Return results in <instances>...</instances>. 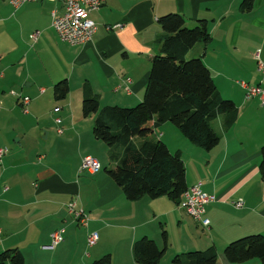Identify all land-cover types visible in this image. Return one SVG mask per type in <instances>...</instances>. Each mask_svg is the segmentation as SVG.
<instances>
[{"label": "crops", "instance_id": "crops-1", "mask_svg": "<svg viewBox=\"0 0 264 264\" xmlns=\"http://www.w3.org/2000/svg\"><path fill=\"white\" fill-rule=\"evenodd\" d=\"M263 2L258 0L257 5ZM54 10L62 15L65 2L38 0L16 8L11 0H0V148L9 149L0 161V253L20 248L25 264H47V257L57 255L64 263L89 264L107 253L113 264H138L133 243L149 236L163 247L166 228L164 258L215 246L217 264H262L258 258L232 263L224 254L232 240L264 234L260 172L264 104L260 96L234 99L238 118L231 127L226 126L227 113L212 121L220 141L210 151L177 133L181 145L170 143L168 130H177L169 121L153 133L171 151H181L188 186L201 182L206 192L216 196L206 207L208 227L168 196L128 199L107 172L109 148L93 131L97 114L85 117L82 110L87 82L100 96L101 108L131 107L143 100L151 57L160 52L159 39L164 35L159 17L169 12L183 14L189 27L199 19L208 21L212 41L198 42L187 57H202L210 67L206 59L219 32L229 51L245 52L244 61L256 62L250 67L259 74L250 76L253 83L264 86L254 56L258 48L264 60V38L258 47L248 30L242 35L241 0H105L90 14L96 32L78 44L60 37L52 25ZM62 79H68L70 93L60 101L51 88ZM26 95L31 97L27 105L23 102ZM57 117L62 118L60 124ZM59 126L64 128L62 134ZM89 155L100 161L97 171L81 168ZM239 198L244 200L242 207L235 205ZM71 201L89 214L87 227L70 213ZM170 226L179 231L178 242ZM61 227L65 228L64 241L45 248ZM92 231L98 232L99 240L89 246Z\"/></svg>", "mask_w": 264, "mask_h": 264}, {"label": "trees", "instance_id": "trees-1", "mask_svg": "<svg viewBox=\"0 0 264 264\" xmlns=\"http://www.w3.org/2000/svg\"><path fill=\"white\" fill-rule=\"evenodd\" d=\"M256 0H242L243 13L253 11ZM164 35L159 39L160 52L151 57V72L144 98L135 106L107 105L100 107V96L87 82L84 85L83 115L97 114L94 135L109 148L114 166L107 172L130 200L144 196H168L180 202L188 188L186 164L180 150L172 152L165 141L154 138L156 128L165 122L174 123L193 143L210 151L220 141L212 121L227 113L229 128L238 118L233 99L223 97L211 68L202 57L188 58L198 43L205 44L213 37L207 19H199L189 27L178 12L159 17ZM70 93L68 79L54 86L55 97L64 99ZM140 137L141 141H137ZM260 172L264 181V145L261 147ZM164 246L143 236L133 243V256L138 264H159L168 248V231L163 229ZM226 259L244 263L258 258L264 264V234L253 233L229 242L224 248ZM215 246L178 253L175 264H217ZM0 264H25L20 248H8L0 253ZM93 264H113L110 253L94 260Z\"/></svg>", "mask_w": 264, "mask_h": 264}, {"label": "built area", "instance_id": "built-area-1", "mask_svg": "<svg viewBox=\"0 0 264 264\" xmlns=\"http://www.w3.org/2000/svg\"><path fill=\"white\" fill-rule=\"evenodd\" d=\"M38 0H11L14 7L19 8L27 2ZM65 2V12L59 15L56 10L52 12V25L57 30L60 37L68 41L71 44H78L89 40L97 30V24L90 18V14L93 11L98 10L105 0H63ZM113 26H109L112 28ZM258 58L259 70L264 73V62L260 60V49L256 53ZM241 86L245 89L246 98H252L260 96L261 103L264 104V87L261 84H252L248 81L241 80ZM31 100L30 96H24L23 102L25 105L29 104ZM59 108H56L58 110ZM55 121L60 124L62 118L57 117ZM64 128L58 127V133L62 134ZM9 151L7 147L0 148V161H2L5 154ZM82 169L90 171H97L101 168L100 161L89 155L83 159ZM216 200L214 194H209L202 188V183L198 182L191 186H188L183 193L179 207L184 209L188 215L200 222L202 225L208 227L210 225V219L206 216L207 204ZM236 207H242L244 200L239 198L235 202ZM70 213L78 221L81 226H88L90 217L86 210L78 206L77 202L71 201L68 203ZM65 228L61 227L52 233L51 243L45 248H55L58 244L64 241ZM89 246L95 245L99 240V234L97 231H92L88 234Z\"/></svg>", "mask_w": 264, "mask_h": 264}, {"label": "rangeland", "instance_id": "rangeland-1", "mask_svg": "<svg viewBox=\"0 0 264 264\" xmlns=\"http://www.w3.org/2000/svg\"><path fill=\"white\" fill-rule=\"evenodd\" d=\"M257 3H258V0L255 3V7H254L253 11L248 12V13H243L244 17H242V24L241 25L243 28L242 35H244L245 31L248 30V33H249L248 36H250L253 39V41H255V46L259 45L258 47H261V43L263 42V38H264V2L261 3L260 6H258ZM243 14H242V16H243ZM252 29H254L255 34L252 33ZM252 43H254V42H251L250 47L252 46ZM258 50L259 49L257 48L254 56H256V53ZM194 55L198 56L199 54L195 52ZM243 55H245V52L241 55H238V54H234L233 52L229 51L227 46L223 44L221 33H219V32L216 33V38H215L214 44L211 46L210 53L206 59V62L210 65L214 79H216V85H217L218 89L220 90L221 94L223 95V97H225V98L233 99V100L239 99L242 96L244 98H246L245 89L241 86L240 81L245 80V81L253 83L254 79L252 76H250V73L253 72L254 76H257L259 74L258 71H253L252 67H250V66H255L256 62L252 58H250V60H249V58H247L246 61H244L242 59ZM188 58H191V56H189ZM193 58H196V57H193ZM256 59L258 61L257 57H256ZM260 60H262L264 62V60L261 58V56H260ZM258 70H259V64H258ZM260 74L262 75L261 78H263V76H264L263 73L261 72ZM253 84H255V83H253ZM51 92L54 94V86L51 88ZM248 99H251V98H248ZM260 101H261V99H260ZM169 124L174 126L172 128H176V130H177L175 132L172 130H168V134H170L168 136H169V139H171L170 143H173L174 145H176V144L181 145V141L177 138L178 137L177 134L182 136L183 138H186V139H187V137L184 136V134L179 129V127H176V125L174 123L170 122ZM215 128H216V126H215ZM187 140H189V139H187ZM137 141H141V138L138 137ZM188 142H190V141H188ZM175 151L176 150L173 149L172 152H175ZM98 158H100V157H98ZM106 163H107L108 168L114 166V164L111 162V160L109 158V153H108ZM170 227L172 229L171 233H172L173 239H175L176 242H178V240L180 239L179 231L175 228H174L175 230H173V226H170ZM98 232L100 234V231H98ZM122 245H124V242H122ZM172 252L173 251H171V253ZM174 256L171 257L170 255H168L165 258L163 257L162 261L159 264H175L173 262ZM61 259L62 258H60L58 255L54 258L47 257V260H48L47 264H75V262L74 263H71V262H69V263L65 262L64 263V262H62ZM96 259H98V258H94L93 260H91V262L89 264H93L94 260H96ZM114 264H123V263H117L116 262Z\"/></svg>", "mask_w": 264, "mask_h": 264}]
</instances>
